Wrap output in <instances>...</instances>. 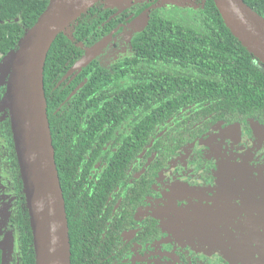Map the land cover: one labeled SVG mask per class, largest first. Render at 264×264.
I'll return each instance as SVG.
<instances>
[{
    "label": "flooded vegetation",
    "instance_id": "flooded-vegetation-1",
    "mask_svg": "<svg viewBox=\"0 0 264 264\" xmlns=\"http://www.w3.org/2000/svg\"><path fill=\"white\" fill-rule=\"evenodd\" d=\"M201 2L143 0L114 8L106 34L85 39V46L73 40L81 53L65 63L59 79L54 73L46 83L52 143L61 132L68 138L60 145L87 156L85 187L97 192L86 231L77 238L73 231L70 240L73 256L83 241L84 264H264V116L211 119L195 104L178 101L169 109V102L156 101L148 120L138 115L135 85L122 70L138 71L146 63L140 32L132 35L130 28L139 16L158 4L189 10ZM136 6L138 14L130 11ZM107 50L112 58L105 64L99 56ZM84 87V105L78 106L86 117L62 130L61 92L68 88L67 101ZM5 93L1 88L0 264H22L26 249L18 235L27 204Z\"/></svg>",
    "mask_w": 264,
    "mask_h": 264
},
{
    "label": "trees",
    "instance_id": "trees-1",
    "mask_svg": "<svg viewBox=\"0 0 264 264\" xmlns=\"http://www.w3.org/2000/svg\"><path fill=\"white\" fill-rule=\"evenodd\" d=\"M201 1L196 10H186L177 5L171 10L157 8L150 11L148 24L139 33L140 50L146 54V63L140 65L138 71L133 66L130 70L122 69L125 72L128 70V79L135 85L134 96L141 104L138 105V115L149 120L156 108L153 102L157 101L160 105L170 103V109L172 104L181 101L184 107L195 104L197 111L205 118L245 120L263 117L264 67L231 35L213 0H205L204 5ZM48 3L49 0H0V60L15 49L25 31L34 26ZM244 3L264 18V0H244ZM136 7L130 11L138 14L142 8ZM114 14V8L99 3L77 21L72 39L63 34L56 38L44 67L47 113L50 105L46 89L48 79L54 73L59 79L65 71V63L74 54L81 53L72 43L73 40L84 45L85 39L90 43L91 38L102 37L114 25L115 18L108 21ZM106 21L107 24H104ZM139 71H142L141 75ZM161 85H165L167 90L157 91ZM84 90L85 87L67 101L68 88L61 92L60 101L64 105L57 120H61L58 124L62 130H68L64 123L72 124L76 118L86 117L83 115L85 108L78 106L83 104L79 99H82ZM73 102L74 111L70 110ZM108 110L110 107L107 105L106 115ZM51 119L48 118L50 129ZM67 138L59 132L58 142L53 141V148L71 240L73 231L75 238L82 237L86 231L87 215L98 199L96 191L85 187L88 177L84 170L87 156L69 152L67 146L60 145L66 144ZM28 215L27 208L24 219L19 223L18 242L21 246L24 244L26 249L22 264H35ZM82 249H85L83 241L74 256L71 249V264H84L85 261H81L85 255Z\"/></svg>",
    "mask_w": 264,
    "mask_h": 264
},
{
    "label": "water",
    "instance_id": "water-1",
    "mask_svg": "<svg viewBox=\"0 0 264 264\" xmlns=\"http://www.w3.org/2000/svg\"><path fill=\"white\" fill-rule=\"evenodd\" d=\"M142 1L49 0L34 26L25 31L15 49L0 61V89H6L2 105L11 116L30 216L35 264H71L67 214L44 92V67L48 53L59 35L72 39L74 25L95 5L102 3L108 8L123 10ZM213 2L231 35L264 67V18L248 7L244 0ZM161 7L158 4L148 9L141 16L143 27L135 33L147 25L150 10ZM107 41L89 53L100 51ZM87 62L88 59H84L81 64L85 66Z\"/></svg>",
    "mask_w": 264,
    "mask_h": 264
},
{
    "label": "rangeland",
    "instance_id": "rangeland-1",
    "mask_svg": "<svg viewBox=\"0 0 264 264\" xmlns=\"http://www.w3.org/2000/svg\"><path fill=\"white\" fill-rule=\"evenodd\" d=\"M143 17V16H142ZM141 16H139L137 18V20L130 26V28H132V35L139 29H141L143 27V19ZM109 50L105 51L104 53H102L99 57H101V59L104 61V63L106 64V62H108L111 58H112V53L110 52L108 55ZM1 61V60H0Z\"/></svg>",
    "mask_w": 264,
    "mask_h": 264
}]
</instances>
